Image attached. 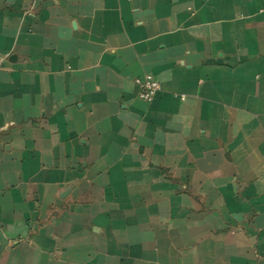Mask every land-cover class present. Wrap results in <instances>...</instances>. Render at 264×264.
Here are the masks:
<instances>
[{
  "label": "crops",
  "instance_id": "1",
  "mask_svg": "<svg viewBox=\"0 0 264 264\" xmlns=\"http://www.w3.org/2000/svg\"><path fill=\"white\" fill-rule=\"evenodd\" d=\"M0 52V264H264V0H0Z\"/></svg>",
  "mask_w": 264,
  "mask_h": 264
},
{
  "label": "built area",
  "instance_id": "2",
  "mask_svg": "<svg viewBox=\"0 0 264 264\" xmlns=\"http://www.w3.org/2000/svg\"><path fill=\"white\" fill-rule=\"evenodd\" d=\"M7 58V54H3L0 52V71L2 69L3 63L7 60ZM135 83L140 89L139 97L146 102H152L161 91L160 83L150 75H146L143 78H137L135 80Z\"/></svg>",
  "mask_w": 264,
  "mask_h": 264
}]
</instances>
